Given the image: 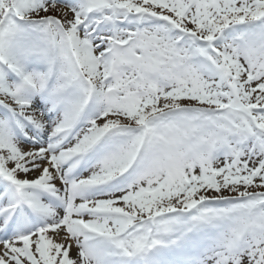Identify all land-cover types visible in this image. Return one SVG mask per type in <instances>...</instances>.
Returning a JSON list of instances; mask_svg holds the SVG:
<instances>
[{"label": "snow or ice", "instance_id": "6c2138e0", "mask_svg": "<svg viewBox=\"0 0 264 264\" xmlns=\"http://www.w3.org/2000/svg\"><path fill=\"white\" fill-rule=\"evenodd\" d=\"M0 264H264V0H0Z\"/></svg>", "mask_w": 264, "mask_h": 264}]
</instances>
